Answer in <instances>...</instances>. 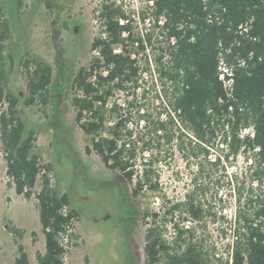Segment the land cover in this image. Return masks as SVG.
Segmentation results:
<instances>
[{
    "label": "trees",
    "instance_id": "1",
    "mask_svg": "<svg viewBox=\"0 0 264 264\" xmlns=\"http://www.w3.org/2000/svg\"><path fill=\"white\" fill-rule=\"evenodd\" d=\"M92 14L99 32L90 45L94 57L73 79L78 92L72 98L75 122L91 137V150L105 168L118 172L129 187L121 202L126 197L134 201L131 220L139 217L146 193L161 200L159 210L143 215L148 219L145 264L220 262L206 246L207 220L226 224L220 235L228 240L225 264H264V0H154L139 18L153 26V33L143 36L133 33L132 13L121 0H96ZM152 37L159 47L151 44ZM147 46L154 69L146 59ZM152 74L160 101L153 120L136 107L131 121L132 101L109 103L116 92H132L133 97L143 76ZM35 75L37 81L28 82L27 104L48 86L51 70L39 63ZM4 101L8 113H0V137L8 152L6 174L15 193L30 199L25 189L41 170L37 156L29 155L32 134L22 140L17 99L0 87V106ZM107 114L114 118L110 127L105 125ZM104 130L107 139L101 138ZM247 130L251 132L245 134ZM215 148L223 155L214 156L205 174L203 164ZM173 152L188 167L190 157H200L192 189L175 202L166 199L160 181L162 164ZM239 156L250 171L246 194L242 173L212 177L222 162ZM44 168L50 170L49 165ZM36 200L44 252L35 254V263L66 264L78 213H62L69 207L68 196L50 188L45 176ZM231 203L227 220L223 211ZM7 228L21 237V229ZM15 264H29L20 245Z\"/></svg>",
    "mask_w": 264,
    "mask_h": 264
},
{
    "label": "rangeland",
    "instance_id": "2",
    "mask_svg": "<svg viewBox=\"0 0 264 264\" xmlns=\"http://www.w3.org/2000/svg\"><path fill=\"white\" fill-rule=\"evenodd\" d=\"M146 1L121 0L124 9L132 13L135 36L153 33V26L139 19L147 9ZM95 5L96 0H0V87L6 95L17 99L14 109L24 126L22 140L32 134L29 155L37 156L41 168L34 185L25 189L31 193V198L17 195L13 179L6 174L8 152L0 137V264H15L18 245L23 248L29 264H36L35 254L44 252L36 200L42 189L43 176L50 188L68 196L66 210L78 213L75 241L66 264H145L143 249L148 219L145 220L143 215L159 210L161 200L146 193L140 199L139 217L131 220L129 211L134 201L126 197L125 202H121L123 192L130 193L129 187L118 172L105 168L91 150V137L85 135L75 122L72 98L78 92L73 79L95 55L90 48L99 32L92 14ZM155 43L152 37L151 44L159 47ZM147 48L146 59L151 61L154 69V56L150 47ZM39 63L50 68V82L31 104H27L30 98L28 82L37 81L35 70ZM158 89L156 75H146L140 81L134 100L129 96L132 92H116L109 103L132 101L133 108L128 110L131 121L136 120V107L140 113L148 111L153 120L155 107L160 102L155 94ZM0 113H8L5 101L0 106ZM113 121L114 118L107 114L106 127ZM250 132L247 130L245 134ZM101 138H108L107 130L102 132ZM216 154L223 155L216 148L211 152L203 164L205 174ZM167 156V164H162L160 169L162 193L169 201H182L192 189L195 165L200 157H190L188 167L178 152ZM47 165L50 166L48 171L44 168ZM247 165L244 157L239 156L222 162L211 174L214 177L215 173L225 171L231 175L242 173L246 194L251 182ZM233 208L231 203L223 211L227 220L232 216ZM7 226L21 229V237L15 236ZM225 226L221 221L211 224L208 220L205 225L206 246L214 249L216 257L221 259L216 264H225L228 258V240L220 237ZM201 229L202 226L198 232Z\"/></svg>",
    "mask_w": 264,
    "mask_h": 264
},
{
    "label": "built area",
    "instance_id": "3",
    "mask_svg": "<svg viewBox=\"0 0 264 264\" xmlns=\"http://www.w3.org/2000/svg\"><path fill=\"white\" fill-rule=\"evenodd\" d=\"M146 6L147 7H149V8H151V7H153V5H154V0H147L146 1ZM226 85L228 86V83H226ZM62 213L63 214H65L66 213V208H64L63 210H62Z\"/></svg>",
    "mask_w": 264,
    "mask_h": 264
}]
</instances>
